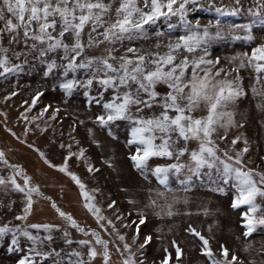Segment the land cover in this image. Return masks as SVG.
Here are the masks:
<instances>
[{"label":"rangeland","instance_id":"rangeland-1","mask_svg":"<svg viewBox=\"0 0 264 264\" xmlns=\"http://www.w3.org/2000/svg\"><path fill=\"white\" fill-rule=\"evenodd\" d=\"M187 7V19L193 25L199 22L202 26H210L209 30L215 33L216 27L211 25L216 20L221 22L220 30L224 38L214 39L208 45L207 58L219 59L217 67L230 70L234 57L242 53L251 54L253 48L264 44V24L259 23L260 18L253 14L259 9L257 0H197L195 5L189 4ZM217 9L235 12V15L221 16ZM169 23L177 27L170 31ZM245 25L250 26V40L245 38L249 35ZM157 30L164 33L159 38L163 43L185 34L179 26V19L173 17L171 21H159L149 29L148 39L136 41L132 46L151 49L158 40L155 35ZM87 31L86 28L85 41ZM8 40L5 34L3 45L9 49L11 64L22 65V70L0 76V152L5 154L10 164L18 165L31 177L30 183L38 186L42 195H33L31 214L26 221H21L16 216L23 214L26 202L24 194L12 190L11 186L7 189L0 186V226L50 224L63 229L67 226L66 222L51 207L55 202L60 210L70 214L84 228L100 231L101 237L109 242L113 263L123 264L129 255L124 251L126 243L134 254L136 264H163L165 260L167 264H212V259L224 260L221 245L228 250V260L233 255L237 257L234 264H264V225H257L251 235H244L247 206L232 207L235 190L231 182L228 185L222 181L212 184L203 174L208 170L202 169V175L192 176L190 186L185 190L181 182L190 175L185 169L179 175L169 176L171 190H166L151 169L173 163L174 160L152 158L148 161L149 171L142 174L130 159L136 153L137 146L127 144V122L117 121L105 127L99 124L97 117L104 114L103 103L111 98V90L103 92L100 103L95 98L100 96L103 89L95 82L89 88L77 85L70 93L66 92L52 82L55 78L72 79L71 73L65 77L63 69L58 68L46 76L47 63L38 58V53L29 51L23 42L9 44ZM127 46V42L123 46L115 45L118 49L115 55L122 54ZM107 47V44H101L88 48L84 55L106 56ZM15 53L22 54L17 58ZM59 57L60 53H52L43 60L56 59L58 64L63 63ZM236 75L235 72L231 74L232 77ZM239 76L245 95L232 108L237 126L228 128L226 132L224 129L218 130L214 137L220 149L218 155L222 156L228 151L235 156L244 148L243 140L246 139L249 151L242 158L245 170L264 173V98L253 96L255 73L250 67L241 69ZM75 78L85 81L88 76L80 70ZM157 90L166 91L164 86H158ZM258 104L262 107H257ZM159 111L158 108L145 109L144 115ZM204 114L202 111L197 113ZM220 136L226 138L220 139ZM236 137H241V140L232 145ZM182 144L183 141L180 142ZM188 147L191 150L197 144L192 141ZM81 149L85 150L84 156L78 159L75 154ZM40 153H44V158ZM69 156L68 171L74 173L86 190L94 195V203L101 209L105 220L97 223L84 207L78 185L69 175L58 170ZM45 159L56 167H50ZM181 160L189 163L187 155ZM89 167L98 171L89 172ZM10 173V169L0 164V176L7 177ZM17 182L23 186L20 177H17ZM217 187L223 188L224 192L214 191ZM160 192L164 195H158ZM257 203L264 209V199L258 197ZM169 210L173 213L171 216L167 215ZM255 215H264V211ZM141 219L143 223H140ZM108 220L112 221V225L107 223ZM193 229L209 241L208 248L213 254L211 259L204 254L203 241L193 233ZM68 230L73 240L90 239L79 235L73 228ZM28 231L36 234L35 229L29 228ZM39 234L45 235L43 232ZM119 236H124V240L121 241ZM53 237L51 242L45 241L40 245L43 251L77 248L76 244L69 246L64 243L62 231H54ZM147 237H151V240L146 243ZM11 239V234L0 239V264H19L20 259L30 254L29 249L33 245L26 237L19 236L17 246L12 245ZM141 245L145 246L141 248ZM177 248L181 250L179 259ZM35 259L37 264H53V257L42 262L40 257ZM92 264H101V257H97Z\"/></svg>","mask_w":264,"mask_h":264},{"label":"snow or ice","instance_id":"snow-or-ice-1","mask_svg":"<svg viewBox=\"0 0 264 264\" xmlns=\"http://www.w3.org/2000/svg\"><path fill=\"white\" fill-rule=\"evenodd\" d=\"M196 3L197 0H0V76L22 70V65L11 64L9 49L3 45V36L7 34L9 44L23 42L29 51L38 53V58L47 63L49 72L62 68L65 77L71 73L73 78L66 79L62 84L66 92L70 93L77 85L89 88L95 82L103 89L100 96L95 98L100 103L103 92L111 90V98L103 103L104 114L98 116L97 120L102 127L117 121L127 122V144L137 146L136 153L130 157L134 167L145 174L149 171L148 161L152 158L174 160L173 163L151 169L159 183L169 191V176L179 175L185 169L190 174L187 180L181 182L185 185V190H188L192 176L202 175V169L208 170L203 174L208 176L212 184L222 181L228 185L231 182V187L235 190L232 207L247 206L244 233L247 237L255 231L257 225H264V215H255L264 211L257 203L258 197L264 199V173L245 170L242 158L249 151L246 139L243 140L244 148L236 152L235 156L228 151L221 156L218 155L220 149L214 137L219 129L226 132L228 128L237 126L232 108L245 95L239 76L241 69L250 67L254 71L253 96L264 98V44L253 48L251 54L242 53L234 57L230 70L217 67L219 59L207 58L208 45L214 39L224 38L220 30L221 22L216 20L211 25L216 27L215 33L209 30L210 26H202L199 22L193 25L187 19V6ZM257 3L259 9L253 14L260 18L259 23L264 24V12L261 11L264 10V0H257ZM114 5L117 6L114 8ZM217 11L221 16L235 15V12ZM173 17L179 19L184 35L175 40L169 38L163 43L159 38L164 33L157 30L155 35L158 40L151 49L132 46L136 41L148 39L149 29L159 21H171ZM176 27L175 24H168L170 31ZM86 28L88 31L85 41ZM244 28L249 32L245 38L252 39L250 26L245 25ZM125 42L129 46L122 54L115 55L118 51L115 45L123 46ZM101 44L109 46L106 56L84 55L86 49L99 47ZM52 53H60L59 58L63 63L58 64L56 59L43 60ZM21 54L14 55L19 58ZM80 70L88 76L85 81L75 78ZM233 72L237 73L234 77L231 76ZM158 86H164L166 91H158ZM257 107L262 105L258 104ZM156 108L160 109L158 113L144 115L145 109ZM201 111L205 114L197 115ZM109 134L112 135L111 131ZM219 138L225 139L226 136ZM240 140L241 137H236L231 143L236 145ZM192 141L196 142L197 147L190 150L188 145ZM84 152L81 149L75 155L79 159L84 156ZM40 155L44 158V153ZM185 155L188 156L189 163L182 162L181 158ZM68 159L70 156L66 157L65 164L58 170L69 175L78 185L84 207L96 218L97 223L105 220L101 209L94 203V195L86 190V186L74 173L68 171ZM45 163L56 167L47 159ZM0 164L11 170L7 177L0 176V186L6 189L11 186L12 190L25 196L23 214L17 215L16 219L26 221L32 211L33 195H42L39 187L30 183L31 177L22 168L10 164L3 152H0ZM88 171L98 169L89 167ZM17 177L23 179V186L17 182ZM213 190L224 192L220 187ZM158 195L163 196L164 193L160 192ZM52 207L66 222L67 226L63 229L50 224L0 226V239L11 234L13 246L19 244V236L32 242L30 254L20 259L19 264H37L35 257H40L41 262L53 257V264H92L97 257H101L103 264H108L111 258L109 242L102 239L95 230H86L70 214L60 210L55 202ZM249 213L252 215L249 216ZM172 214L170 210L167 212L169 216ZM143 222L141 219L140 223ZM107 223L112 225L111 220ZM29 228L35 229L36 234L28 231ZM69 228L85 237L90 236L91 239L73 240ZM54 231H62L64 243L69 246L76 244L77 248L69 251H43L40 245L45 241L51 242ZM192 231L200 236L194 229ZM40 232L45 235L41 236ZM118 238L124 240V236ZM200 239L206 250L204 254L211 259L213 254L208 248L209 241L203 236ZM150 240L151 237H147L146 243ZM221 249L224 260L212 259V264H234L237 257L233 255L228 260L227 248L221 245ZM124 251L129 255L123 260V264H136L134 254L126 243ZM176 253L179 259L181 250L177 248ZM163 264H167V260Z\"/></svg>","mask_w":264,"mask_h":264},{"label":"trees","instance_id":"trees-1","mask_svg":"<svg viewBox=\"0 0 264 264\" xmlns=\"http://www.w3.org/2000/svg\"><path fill=\"white\" fill-rule=\"evenodd\" d=\"M54 71V70H53ZM46 76H48L49 74H51V72H49V71H47L46 73ZM63 77V76H62ZM65 80L66 79H60V78H55V81L53 80V85L54 86H57V84L59 85V87H62V84L65 82ZM53 86V87H54ZM16 145H18V143L16 144ZM52 207V206H51ZM88 228H90V227H86L85 229L86 230H88V231H91V230H94V229H88ZM75 230V229H74ZM76 231V230H75ZM95 231L97 232V233H99L100 234V231H98L97 229H95ZM77 232V231H76ZM79 235H82V234H80L79 232H77ZM83 236V235H82ZM101 236V235H100ZM84 238H90L91 239V237L89 236V237H85V236H83ZM102 238V237H101ZM102 239H104V240H106L105 238H102ZM107 241V240H106ZM111 256V255H110ZM101 264H103V260H102V258H101ZM108 264H117V263H113L112 262V260H111V258H110V260H109V262H108Z\"/></svg>","mask_w":264,"mask_h":264}]
</instances>
